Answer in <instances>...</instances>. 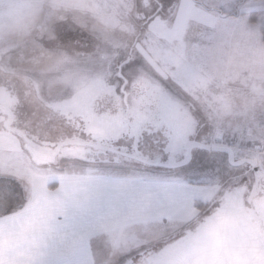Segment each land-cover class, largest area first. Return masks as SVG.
Returning <instances> with one entry per match:
<instances>
[{
    "label": "rangeland",
    "instance_id": "rangeland-1",
    "mask_svg": "<svg viewBox=\"0 0 264 264\" xmlns=\"http://www.w3.org/2000/svg\"><path fill=\"white\" fill-rule=\"evenodd\" d=\"M249 14L255 24L247 22ZM263 16L264 0H0V80L8 81L19 100V131L31 140L60 143L74 129L61 116L54 119L50 106L110 93L115 64L130 59L124 73L132 77L137 109L144 102L161 104L150 114L165 116L182 144L192 138L228 148L235 162L251 160L264 168V43L258 32ZM143 73L155 88L141 80ZM150 154L145 153L154 160ZM56 163L34 166L15 137L0 133V180L19 177L14 191L20 188L26 202L22 178L69 180L52 216L39 211L28 224L30 242L21 247L26 251L20 262L11 256L22 250L9 245L18 237L13 231L8 245H0V264H66L73 242L82 250L71 264L83 258V264H122L169 243L197 211H210L228 187L252 178L248 167L231 168L225 155L199 150L175 170L112 156ZM5 184L0 181V187ZM11 199L14 207H0V216L18 206ZM118 210L133 220L95 232ZM65 212L76 217L70 227L57 223ZM26 224L21 221V227ZM52 246L57 263L42 260L53 259ZM121 252L129 256L119 260Z\"/></svg>",
    "mask_w": 264,
    "mask_h": 264
},
{
    "label": "flooded vegetation",
    "instance_id": "flooded-vegetation-1",
    "mask_svg": "<svg viewBox=\"0 0 264 264\" xmlns=\"http://www.w3.org/2000/svg\"><path fill=\"white\" fill-rule=\"evenodd\" d=\"M129 61L130 59L115 64L116 86L114 89L110 90V93L106 90L104 92L96 91L95 93L97 94L93 93L96 97L90 101V97L81 103L78 101V98H71L72 100L68 99L65 100V102H60L56 106H50L52 109L51 116L54 117V119H60L62 117L65 119L66 124L69 126L71 125L74 129V135L60 143L74 142L75 144L63 146L58 155L63 157L58 160H63V158L68 157H77L91 162L99 157L112 156L134 162L141 166L143 165L137 162L136 159L158 162L160 164H176L183 161L186 147L189 146L190 143L196 142L195 139L188 138L185 143L182 144L179 138H177L176 133L168 130L167 123L169 120L165 119V116L158 117V113L154 116L150 114L153 108L158 109L159 107H163L160 106L161 104L156 103L154 106L150 103L148 104V102H144L140 104L141 106H139L138 109L136 108L137 104H135L131 98L133 94V90L131 89L133 84L132 77H128V75L124 73V70L129 65ZM0 71H4L1 69V65ZM139 76H141V80L146 81L145 83L152 86V81L149 80L148 76L145 77L141 74ZM32 87L36 97L40 99L41 96L38 94L33 84ZM87 95L90 96V94ZM19 104L16 92L8 84V81L0 80V133L15 137L23 148L24 142L14 133V131H19L16 124V113L20 107ZM156 112L159 111L157 110ZM104 117L110 124L107 128L103 123L105 119L102 120ZM117 124L119 127H117ZM21 133L27 140L42 148H54L56 145L60 144L44 140L36 141L33 138V140H31L23 132ZM193 151H191V161ZM116 152L119 154H116ZM150 152V155L155 158L154 160H149L145 155V153L148 155ZM163 153H165V155H162ZM172 153L175 154L171 156ZM160 156L164 159L175 158L176 162L164 163L159 159ZM248 170L252 178L243 180L241 185L239 184V186H237H243L245 188L243 201L246 208H249L253 202H258L264 193V173L261 171L257 172V183L255 184L253 181V173L251 169L248 168ZM252 188H254V195L250 198L249 205H246L245 202ZM217 206L218 203L216 202L215 206L212 207L210 211L205 212V210L202 213L197 211L196 214L188 220L183 229L176 232L175 235L171 237L172 239H170L174 241L182 237L185 233H192ZM171 240L169 241L172 242ZM160 247H157L155 251H146L140 256L136 253V256L122 264H147V259L160 249Z\"/></svg>",
    "mask_w": 264,
    "mask_h": 264
},
{
    "label": "water",
    "instance_id": "water-1",
    "mask_svg": "<svg viewBox=\"0 0 264 264\" xmlns=\"http://www.w3.org/2000/svg\"><path fill=\"white\" fill-rule=\"evenodd\" d=\"M14 133L24 142L22 149L36 167L54 165L57 159L63 157L58 156L60 149L75 144L67 142L60 143L54 148H42L27 140L20 131ZM193 150L223 154L231 168L248 167L253 173L255 184L257 172L264 173V168L254 161L235 162L233 153L228 148L197 142L186 147L183 161L176 164H160L139 159L136 161L145 167L175 170L190 163ZM253 191L254 188L250 190L246 205H249V200L254 195ZM244 192L243 186L228 187L216 201L218 203L216 209L192 233H185L172 242L163 243L162 247L147 259V264H264V193L258 202H253L246 208L243 201ZM146 251L149 250H142L137 255L140 256ZM134 256L136 255L132 257Z\"/></svg>",
    "mask_w": 264,
    "mask_h": 264
},
{
    "label": "crops",
    "instance_id": "crops-1",
    "mask_svg": "<svg viewBox=\"0 0 264 264\" xmlns=\"http://www.w3.org/2000/svg\"><path fill=\"white\" fill-rule=\"evenodd\" d=\"M22 162H23L22 164H25L23 160H22ZM12 164H16V162H12ZM18 164H21V162L20 161L17 162V165ZM13 177L14 178L12 180L2 178V181L6 182V184H5L6 187H9V188L13 189V191H14L13 186L16 185L15 182H17L19 177L18 178H17V176H13ZM64 178H65V176L61 177V178H54V181H50V184H48V182L41 181L38 176H34V177L31 176V178L28 180L25 178H22V180H20L23 183L22 186H24L26 188V192L28 195L27 199H28L29 204H28V207L24 211H22V208H24L23 206H26L28 203L25 201L26 194L23 193L20 190V188H19L20 192H18L17 194L14 191V193L16 195L13 196V199L18 206H16L15 210L11 209V212L8 213L7 215H5V216L3 215L0 217V245H2L3 247L8 245L6 236L8 233L10 234L13 231H15L18 234V237H17V240L14 239L13 241H11L9 245L21 248L24 245H26V243L30 242L29 241V238H30L29 233L30 232L28 231V224L30 225V223H32V221H34V215L39 211L45 212V213L49 212V214L52 216L53 211H54L53 208L58 207V203L56 200H58L60 195L63 194V191H60L61 187L63 190V189H65L64 185L67 184V182L69 183V180H66V178H65L66 181L59 180V179H64ZM14 179H15V181H14ZM86 183L99 184V183H105V182H100V181L96 182V181L88 180V181H86ZM24 184L29 186L30 189L28 190ZM59 187H60V189H59ZM55 188H56V190H55ZM21 189H22V187H21ZM0 203H1L0 204L1 208L5 206L2 202H0ZM13 204L12 205L9 204V205H11V206H9V208H13L14 207ZM119 208L122 209L121 206ZM118 212H119V210L116 211V213H114L111 216L112 218H110V221L102 223L99 226V228L96 229L95 232L107 231V230H110L112 228V227L110 228V226H112V225H114V226L117 224L124 225V224L133 220L132 215H130V217H126V215H123L124 214L123 212H119V213ZM134 218H135L134 220L138 219L137 216H135ZM27 219H30V220L27 221ZM21 221L23 223L27 222V224H26L27 226L24 227L22 225V227H21ZM80 250H82V249L76 248L75 243L73 242L72 243V250L70 252L69 251L66 252L67 258L69 259V261L73 262L75 255ZM24 251H26V248H24L20 251L14 252V254H12L11 256L14 257V259L16 261L20 262L19 258H21V256L24 254ZM117 255H119V257H120L119 260H121L122 258H126V256H129V253L128 252H121ZM50 256H53V259H50V257H46V258H43L42 260L47 261V262L49 261V263L50 262H53V263L58 262L59 253L57 252V248L54 251V246H52ZM87 256H88V254H87ZM83 259L81 260L82 264L85 262L86 258L84 261H83Z\"/></svg>",
    "mask_w": 264,
    "mask_h": 264
},
{
    "label": "snow or ice",
    "instance_id": "snow-or-ice-1",
    "mask_svg": "<svg viewBox=\"0 0 264 264\" xmlns=\"http://www.w3.org/2000/svg\"><path fill=\"white\" fill-rule=\"evenodd\" d=\"M14 195L13 189L9 187H0V202L7 204ZM64 220L57 221L58 224L64 226H71L75 222L76 217L74 215H69L67 212L63 213ZM66 264H71V261H67Z\"/></svg>",
    "mask_w": 264,
    "mask_h": 264
},
{
    "label": "trees",
    "instance_id": "trees-1",
    "mask_svg": "<svg viewBox=\"0 0 264 264\" xmlns=\"http://www.w3.org/2000/svg\"><path fill=\"white\" fill-rule=\"evenodd\" d=\"M247 22L249 24H255V15L254 14H249V16L247 17ZM258 32H259V36H260L261 41L264 43V16L262 17V23H261V25H260V27L258 29ZM143 75L145 77H147L144 73H143ZM199 152H201V151H199ZM0 181H2V180H0ZM11 202H12V199L9 201V204H11ZM3 204L6 205L5 203H3ZM1 216H3V215H1Z\"/></svg>",
    "mask_w": 264,
    "mask_h": 264
}]
</instances>
